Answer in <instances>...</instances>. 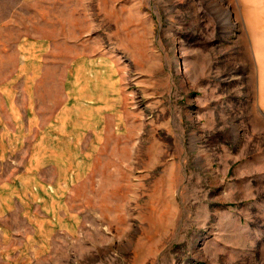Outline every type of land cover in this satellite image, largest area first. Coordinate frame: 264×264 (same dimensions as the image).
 Here are the masks:
<instances>
[{
    "label": "rangeland",
    "instance_id": "374dc122",
    "mask_svg": "<svg viewBox=\"0 0 264 264\" xmlns=\"http://www.w3.org/2000/svg\"><path fill=\"white\" fill-rule=\"evenodd\" d=\"M259 13L264 0H0L7 65L18 39L76 32L120 70L118 120L70 193L77 234L40 264H264Z\"/></svg>",
    "mask_w": 264,
    "mask_h": 264
},
{
    "label": "crops",
    "instance_id": "0c3cea01",
    "mask_svg": "<svg viewBox=\"0 0 264 264\" xmlns=\"http://www.w3.org/2000/svg\"><path fill=\"white\" fill-rule=\"evenodd\" d=\"M81 39L76 32L18 39L12 65L0 54V264H40L55 240L77 234L70 193L86 179L123 100L118 63ZM251 39L255 106L264 117V30Z\"/></svg>",
    "mask_w": 264,
    "mask_h": 264
}]
</instances>
